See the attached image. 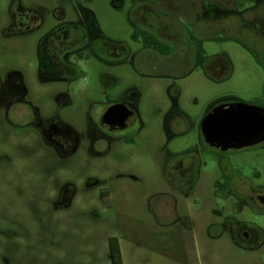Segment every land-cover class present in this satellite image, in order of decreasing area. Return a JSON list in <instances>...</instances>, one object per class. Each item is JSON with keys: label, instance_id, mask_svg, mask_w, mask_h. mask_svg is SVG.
Returning <instances> with one entry per match:
<instances>
[{"label": "rangeland", "instance_id": "rangeland-1", "mask_svg": "<svg viewBox=\"0 0 264 264\" xmlns=\"http://www.w3.org/2000/svg\"><path fill=\"white\" fill-rule=\"evenodd\" d=\"M211 1L217 2L0 0V81L12 77L25 87L26 100L42 118H57L80 136L89 129L90 114L96 116L104 109L107 92L137 88L147 126L144 132L154 133L158 148L155 159L143 155L137 162L142 177H91L94 172L104 175L100 165L110 157H90L80 151L56 165L44 152L29 149L33 141L29 129L7 124L0 111V243L11 246L12 264H113L111 237L119 240L122 264H264V242L247 247L234 240L239 222L264 239V208L239 203L227 186L217 183L226 178V167L228 173L243 176L235 180L263 189L264 147L216 150L199 133L201 119L216 101L253 103L264 97V65L251 50L255 46L263 55L264 40L237 20L238 13L252 18L255 14L249 7L257 3L242 0L237 16L214 21L210 11L217 6ZM19 5L39 12L43 24L35 32L10 36V11ZM261 8L256 11L264 10V4ZM199 15L206 31L198 27L196 34L203 37L208 57L229 59L226 77L216 79L191 64L164 75L167 71L143 67L140 55L134 62L112 66L85 52L78 61L76 81L39 79L40 38L61 21L85 23L93 36L127 44L136 52L140 43L132 39L133 21L158 20L180 44L187 41L183 22L198 20ZM193 50L191 46L183 55L189 61ZM190 68H195L191 74L178 76ZM173 86L180 90L176 101L169 94ZM173 108L184 112L190 122L176 123V134L170 137L165 122ZM82 140L85 146L87 139ZM18 143L25 147L18 148ZM192 149L197 150L201 167L193 191L183 196L164 170L168 155ZM67 183L75 190L73 195L65 194Z\"/></svg>", "mask_w": 264, "mask_h": 264}, {"label": "flooded vegetation", "instance_id": "flooded-vegetation-1", "mask_svg": "<svg viewBox=\"0 0 264 264\" xmlns=\"http://www.w3.org/2000/svg\"><path fill=\"white\" fill-rule=\"evenodd\" d=\"M241 1H211L210 3L217 6L216 11H210V14L216 16L213 20L220 21L227 15L237 16L235 11ZM252 1L257 3V6L251 4L249 7L252 10L251 15H255L248 18L238 13L237 20H240L243 27H247L251 34L264 40V10L256 11L257 8L262 9L264 3L261 0ZM10 15L11 23L8 28L10 36H23L35 32L43 24V17L39 12L25 9L20 5L13 6ZM132 24L135 28L134 32L147 31L169 46L170 49L167 50L166 55L156 49L154 45L146 44L143 37L134 39L132 34V39L140 43V49L133 52L127 44L118 43L103 36H93L89 25L85 23L61 21L40 38L38 45L39 79L42 82L70 83L76 81L80 77L78 61L85 58V52L88 53L89 57L92 56L112 66L126 63L128 60L134 62L135 58L140 55V63L143 67L167 71L165 74L163 72L164 75L172 72H174L172 74H176V70H182L189 64L194 65L195 68H201L206 74L214 76L216 79L223 78L230 71L231 64L224 55L208 57L205 54L203 55L204 61L198 65L190 32L198 39H203L202 36L196 34L198 27L203 28V32L206 31L200 15L198 20L183 22L182 33H184L187 41L180 44L172 35L167 33L169 29L158 20L151 21L147 19V21L140 24L133 21ZM191 46L194 48L193 59L189 61L187 56L183 55L189 52ZM253 47L251 50L259 55L258 59L264 65V51L261 55L260 51ZM160 57H166L167 60L163 62ZM172 60L177 62L174 64ZM195 68H190L188 72L180 73L178 76L185 77L191 74ZM26 93L25 87L14 81L12 77L0 81V111L4 112L3 118L7 124L29 129L27 135L30 139H33L32 142L28 143L32 145L30 148L28 147L29 149L44 152L43 154L49 156L47 158L57 163L56 165L63 163L65 160L67 161L71 156L82 151L90 157H101L102 155L110 157L100 165L104 169V175L100 176V174L94 172L91 177H142L139 175L140 170L137 162L143 155H148L151 159H155L156 153L158 155L156 136L153 132H144L147 126L141 116V92L137 88L125 87L114 92H107L105 94L104 109L96 116L90 114L89 129L86 134L81 136L57 118L51 120L42 118L40 110L29 100H26ZM179 93L180 90L175 86L169 89L173 101H176L180 95ZM235 102L244 101L220 99L211 105L204 117L217 106H228ZM248 104L264 108V97ZM112 108H115V110L108 116L107 113ZM203 118L199 125V133L201 139L208 146L221 151L241 150H223L207 143L202 132ZM180 122H190V119L179 109H171L166 115L165 122L168 136L171 137L176 134L174 128L177 125L176 123L179 125ZM82 137L87 139L85 146ZM16 146L22 149L25 144L18 143ZM257 146L264 147V141L249 147ZM200 167L201 161L197 150L192 149L181 154L168 155L164 174L169 177V180L175 184V187L183 196H189L198 180ZM223 172V177L226 178L217 181V183L227 186L239 203L264 208V188L258 189L251 185L247 186L244 179L235 180L233 177L243 176L228 173L226 167ZM66 185L70 187L64 190L65 194L67 195L72 191L73 195L75 190L72 185L68 183ZM244 186L249 187V189H243ZM60 203L62 202L59 201ZM238 225L239 229L234 234V240L238 244L247 247L253 245L259 247L263 244L264 239L255 235L246 223L239 222ZM11 257V246L0 243V264H12Z\"/></svg>", "mask_w": 264, "mask_h": 264}, {"label": "water", "instance_id": "water-1", "mask_svg": "<svg viewBox=\"0 0 264 264\" xmlns=\"http://www.w3.org/2000/svg\"><path fill=\"white\" fill-rule=\"evenodd\" d=\"M202 132L207 143L223 150L253 146L264 141V108L245 102L217 106L203 118Z\"/></svg>", "mask_w": 264, "mask_h": 264}, {"label": "trees", "instance_id": "trees-1", "mask_svg": "<svg viewBox=\"0 0 264 264\" xmlns=\"http://www.w3.org/2000/svg\"><path fill=\"white\" fill-rule=\"evenodd\" d=\"M145 1H149V0H131L133 4L138 2H145ZM190 36L195 46L196 61L198 65H200L205 59L203 58V55L206 54V50L204 48L202 40L198 39L192 32H190ZM140 37L144 38L146 44L154 45V47L158 49L160 52L162 51L164 52L170 49L169 46H167L162 41L156 39L147 31H135L133 33L134 39H140ZM120 251L121 248H120L119 240L116 237H111L109 239V255L113 264H122Z\"/></svg>", "mask_w": 264, "mask_h": 264}]
</instances>
